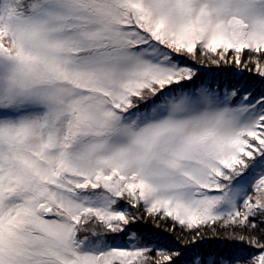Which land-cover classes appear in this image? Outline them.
<instances>
[{
	"label": "snow or ice",
	"instance_id": "obj_1",
	"mask_svg": "<svg viewBox=\"0 0 264 264\" xmlns=\"http://www.w3.org/2000/svg\"><path fill=\"white\" fill-rule=\"evenodd\" d=\"M0 264H264V0H0Z\"/></svg>",
	"mask_w": 264,
	"mask_h": 264
},
{
	"label": "trees",
	"instance_id": "obj_2",
	"mask_svg": "<svg viewBox=\"0 0 264 264\" xmlns=\"http://www.w3.org/2000/svg\"><path fill=\"white\" fill-rule=\"evenodd\" d=\"M215 75L218 78H227L230 73L227 72H220L216 71L213 73H209V76ZM140 227L147 228L149 230L153 231H162L163 229H152L151 225H140ZM163 227H166L163 226ZM231 246L222 243L220 240H209L208 242L204 243L203 245L200 246V248L196 249V251H214V252H220V253H227L230 250Z\"/></svg>",
	"mask_w": 264,
	"mask_h": 264
}]
</instances>
